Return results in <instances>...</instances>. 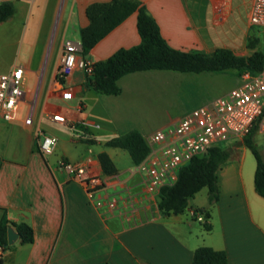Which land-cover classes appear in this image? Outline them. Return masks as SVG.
<instances>
[{"label": "crops", "instance_id": "crops-1", "mask_svg": "<svg viewBox=\"0 0 264 264\" xmlns=\"http://www.w3.org/2000/svg\"><path fill=\"white\" fill-rule=\"evenodd\" d=\"M92 1L104 0H56L54 7L62 35L54 54L48 57L27 48L25 57L16 64L22 67L24 78L22 99L14 118H0V219L27 222L32 228V241L20 243L16 238L10 246L3 247L0 264H191L192 251L200 245L223 250L226 262L222 264H264V197L253 187L255 158L240 140L238 145H225L231 153L216 171L217 199L209 203L203 186L176 213L158 209L157 196L145 189L141 175L133 169L135 164L118 166L126 149L104 145L106 139L96 141L93 136L90 143L99 145H77L82 142V134L89 132L85 125L92 127L98 119L111 124L107 103L118 102L122 92L119 82L125 75L117 79V94L94 91L95 94H87V103L85 92L93 90L81 88L84 79L75 71L70 77L73 97L62 99L59 95L61 82L55 69L63 35L76 32L77 37L72 40H79V28L88 22L84 8ZM138 1L174 48L210 52L225 47L241 56L251 51L246 46V29L252 25L247 18L251 0L247 1L243 25L237 27L227 22V17L221 23L210 22L211 0ZM224 9L229 16V1ZM138 40L135 12H131L83 56L94 62ZM47 99L52 103L45 104ZM27 101L33 102L31 110ZM204 102L206 98L192 102L183 113ZM56 106L70 118L69 108L79 111L85 120L75 118L72 127L78 121L84 125L61 133L44 132L56 135L57 140L51 153L42 154L37 134V129H42L41 121L63 125L49 118ZM22 107L26 111L19 115L17 111ZM26 115L31 117L29 123L24 122ZM258 132L259 140L255 138ZM140 133L144 138L148 135ZM253 140L262 145L259 151L264 159V132L256 129ZM100 151L112 160L114 173L103 172L97 158ZM59 159L86 162L89 172L107 178L105 185L87 193L72 173L59 169ZM201 211H207V229Z\"/></svg>", "mask_w": 264, "mask_h": 264}, {"label": "trees", "instance_id": "trees-1", "mask_svg": "<svg viewBox=\"0 0 264 264\" xmlns=\"http://www.w3.org/2000/svg\"><path fill=\"white\" fill-rule=\"evenodd\" d=\"M135 12V28L139 40L128 47H118L103 59L92 63L91 72L85 76L82 84L86 89L98 93L117 94V79L130 72L148 69H168L181 72L221 71L232 68L237 73L243 69L256 72L262 68L264 47L259 38L250 33L246 37V46L251 49L246 56L236 55L228 48L216 47L210 52L181 50L170 46L162 37L155 19L145 10L138 0H104L89 2L84 13L87 24L79 28L81 54L88 50L128 14ZM13 13L10 1L0 2V21ZM264 111V109H263ZM257 129L255 120L240 142L245 145L255 158L253 187L257 194L264 197V159L257 148L253 133ZM104 145L126 149L131 162L137 164L147 153L145 138L136 128L114 135ZM231 148L214 144L206 147L200 154L192 156L177 169V177L172 184L161 186L157 192L156 205L163 212H180L192 196L201 187L207 189L208 202L218 197L216 171L230 157ZM97 158L104 173H114L116 168L104 151L97 153ZM197 209H194L196 212ZM203 212V225L210 227ZM11 225L17 233L20 243L32 241V228L24 221L10 222L0 219V244L8 247L6 227ZM226 262L223 250L200 245L193 249L191 264H222Z\"/></svg>", "mask_w": 264, "mask_h": 264}, {"label": "built area", "instance_id": "built-area-1", "mask_svg": "<svg viewBox=\"0 0 264 264\" xmlns=\"http://www.w3.org/2000/svg\"><path fill=\"white\" fill-rule=\"evenodd\" d=\"M11 0H0V2ZM211 23H221L227 17L224 5L229 0H211ZM248 22L264 25V0H251L248 11ZM79 40L62 41L55 69L61 84L59 95L62 99L73 97V84L70 77L75 71L81 79L91 72L92 61L80 52ZM238 82L225 93L199 104L170 122L155 128L145 138L148 151L133 166L142 178L145 189L157 195L161 186L172 184L177 177V169L192 156L200 154L206 147L222 141L241 137L248 132L252 123L257 121V129L264 132V60L262 68L256 72L243 69L238 74ZM23 74L20 65H14L9 71H0V118H14L19 101L23 95ZM52 121L69 126L75 120L66 117L61 107L56 106L49 112ZM31 120L30 115L24 118L25 123ZM92 125L96 126V124ZM41 135L39 150L42 154L51 153L57 137L52 133ZM58 167L65 173H72L82 184L87 193L102 188L107 178L88 171L86 162H69L59 159ZM123 183H119L122 187ZM198 218H202L197 213ZM3 245L0 244V254Z\"/></svg>", "mask_w": 264, "mask_h": 264}, {"label": "rangeland", "instance_id": "rangeland-1", "mask_svg": "<svg viewBox=\"0 0 264 264\" xmlns=\"http://www.w3.org/2000/svg\"><path fill=\"white\" fill-rule=\"evenodd\" d=\"M55 1L11 0L13 13L0 21V71L5 72L9 66L20 63L27 53V48H32L35 53L44 52L48 57L54 54L62 35L58 24L59 15L57 8L54 7ZM247 1L229 0L230 13L227 15V22L234 27L243 25ZM246 31V35L249 33L259 35L260 44L264 47V25L252 24L251 29ZM76 37V32L68 31L62 40ZM238 80L237 72L232 68L199 73L159 69L127 73L119 82L122 92L118 96V102L113 105L111 102L107 103L111 124L108 125L98 119L92 122L96 127L85 125L89 132L82 134L83 138L80 137L82 142H78L77 145H99L98 142L90 143L92 136L96 141H101L130 128L149 134L155 128L169 122L173 116L183 114V110L192 102L205 98L206 101L210 100L237 84ZM81 88L85 87L81 85ZM88 93L95 92H85L83 98L87 103ZM48 103L52 101L47 99L45 104ZM28 104L31 110L33 102L29 101ZM25 107L19 109L17 113L22 115L26 111ZM68 110L69 116L73 119L85 120L74 108ZM81 125L84 124L78 121L76 126L70 128L69 125L42 120L41 130L61 133ZM260 137L259 132L255 134L256 139L259 140ZM227 141L218 144L222 146L239 144V140ZM256 146L259 149L262 145ZM123 151L122 157L117 161L120 168L131 163L126 150Z\"/></svg>", "mask_w": 264, "mask_h": 264}, {"label": "water", "instance_id": "water-1", "mask_svg": "<svg viewBox=\"0 0 264 264\" xmlns=\"http://www.w3.org/2000/svg\"><path fill=\"white\" fill-rule=\"evenodd\" d=\"M17 238V233L11 225L6 227V241L8 244H11Z\"/></svg>", "mask_w": 264, "mask_h": 264}]
</instances>
